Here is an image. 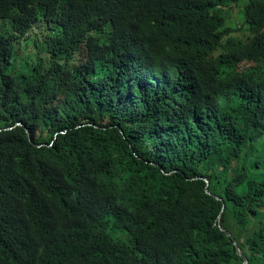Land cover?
<instances>
[{"label": "trees", "instance_id": "trees-1", "mask_svg": "<svg viewBox=\"0 0 264 264\" xmlns=\"http://www.w3.org/2000/svg\"><path fill=\"white\" fill-rule=\"evenodd\" d=\"M259 146L264 0H0V264H264Z\"/></svg>", "mask_w": 264, "mask_h": 264}, {"label": "rangeland", "instance_id": "rangeland-1", "mask_svg": "<svg viewBox=\"0 0 264 264\" xmlns=\"http://www.w3.org/2000/svg\"><path fill=\"white\" fill-rule=\"evenodd\" d=\"M243 5H244L243 2H240L237 5H232L229 11L226 12V16H228V19H227L228 25H230L233 29H236L237 30L236 35L241 38L247 36V30L245 29V25L243 23V16H244L243 10H242ZM32 59H37V57L34 58V54H32ZM28 62L30 64L32 63L30 59H28ZM256 157H260L264 159V146H259L255 154H252V158H256ZM251 169L254 175H256L260 179H264V164H263V167L261 168L252 167ZM117 236H119L120 238H126L127 235L126 233L119 232L117 233Z\"/></svg>", "mask_w": 264, "mask_h": 264}, {"label": "water", "instance_id": "water-1", "mask_svg": "<svg viewBox=\"0 0 264 264\" xmlns=\"http://www.w3.org/2000/svg\"><path fill=\"white\" fill-rule=\"evenodd\" d=\"M206 180H207V182H208V185H207V191L211 193V189H210V180H209L208 178H206ZM216 196H217L218 199H221V200H223V202H224L223 211H222V213H221L219 219L217 220V224H218V225H219L224 231H226V232L228 233V235L231 236V235H232V232H231L230 230H228L226 226L223 225V221H222V216H223V214H224L225 211H226L227 203H226L225 199H224L223 197H221L220 195H216ZM235 243H236V245L238 246V248H237L238 253L241 254V251H240V248H239V247H240V246H239V242L236 240ZM243 258H244L245 263H246V264H249V262H248V258H247L246 256H243Z\"/></svg>", "mask_w": 264, "mask_h": 264}, {"label": "bare ground", "instance_id": "bare-ground-1", "mask_svg": "<svg viewBox=\"0 0 264 264\" xmlns=\"http://www.w3.org/2000/svg\"><path fill=\"white\" fill-rule=\"evenodd\" d=\"M209 179V178H208Z\"/></svg>", "mask_w": 264, "mask_h": 264}]
</instances>
